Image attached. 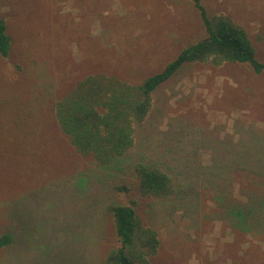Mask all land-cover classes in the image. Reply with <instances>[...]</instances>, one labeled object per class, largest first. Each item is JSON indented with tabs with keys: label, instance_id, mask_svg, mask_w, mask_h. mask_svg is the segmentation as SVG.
Segmentation results:
<instances>
[{
	"label": "rangeland",
	"instance_id": "rangeland-1",
	"mask_svg": "<svg viewBox=\"0 0 264 264\" xmlns=\"http://www.w3.org/2000/svg\"><path fill=\"white\" fill-rule=\"evenodd\" d=\"M201 3L243 27L264 63V0ZM0 17L12 37L0 56V237L11 238L0 264H102L120 245L111 205H133L155 231L148 264H264V73L182 65L107 166L56 121V102L82 78L136 85L205 37L191 0H0ZM139 162L169 174L174 193L142 195Z\"/></svg>",
	"mask_w": 264,
	"mask_h": 264
},
{
	"label": "trees",
	"instance_id": "trees-1",
	"mask_svg": "<svg viewBox=\"0 0 264 264\" xmlns=\"http://www.w3.org/2000/svg\"><path fill=\"white\" fill-rule=\"evenodd\" d=\"M191 1L200 13L206 36L182 48L161 71L136 85L105 73L90 74L56 102L58 126L77 152L93 156L104 166L122 156L134 144V123L147 116L152 93L184 64L246 63L255 73H264V63L257 59L243 27L224 15L210 18L201 0ZM11 47L6 19L0 17V56L7 58ZM134 172L142 195L167 197L174 193L173 179L157 165L139 162ZM108 211L120 245L107 252L102 264H148L147 257L157 252L159 244L155 231L140 224L133 205H111ZM10 241L9 235H2L0 249Z\"/></svg>",
	"mask_w": 264,
	"mask_h": 264
}]
</instances>
